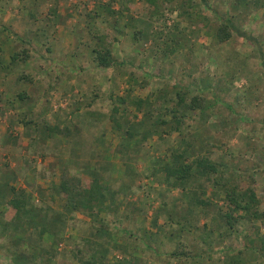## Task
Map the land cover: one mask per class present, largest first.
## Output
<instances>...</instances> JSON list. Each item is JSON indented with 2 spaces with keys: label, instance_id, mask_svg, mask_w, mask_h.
I'll use <instances>...</instances> for the list:
<instances>
[{
  "label": "rangeland",
  "instance_id": "rangeland-1",
  "mask_svg": "<svg viewBox=\"0 0 264 264\" xmlns=\"http://www.w3.org/2000/svg\"><path fill=\"white\" fill-rule=\"evenodd\" d=\"M37 1L38 8L28 10L29 23L22 35L38 34L40 48L36 52L40 57L31 55L25 45L16 51L18 60H30L35 73L25 71L22 63H10V70L0 66L6 79L0 76V89L9 87L24 94L32 91V83H38L40 106L33 105V114L7 106L13 116L11 121L2 120L4 128L16 130L35 122L38 129L31 138L25 133L8 141L6 134L1 136L0 175L16 163L14 186L21 188L20 180L25 184L19 177L20 165L35 167L40 128L49 132L46 126L56 127L47 124L54 121L55 114L61 121L69 119L58 128L81 148L78 154H66L65 161L109 160L113 168L105 173L104 192L114 198L108 207H102L100 215L78 213L84 217L73 215L68 220V212L51 214L67 223L68 230L65 238L62 231L54 232L56 240L63 242L55 260L93 257L98 264H230L227 260L231 264H264L252 250H241L242 243L248 245L243 235L264 238V60L254 43L234 34L223 42L214 40L218 18L230 17L240 31L261 44L264 54V0H257L256 7L242 0H206L215 14L199 0H155L153 5L147 0H107L104 6L97 2L95 7L92 0ZM58 10L63 21L56 16ZM0 32L7 33L4 29ZM9 35L19 41V36ZM100 38L110 47L114 60L130 65L99 68L92 50L100 45ZM6 60L0 57L1 63ZM23 75L29 80L20 79ZM178 92L187 103L193 96L202 98L203 106L192 112L181 107L185 112L182 126L179 132H170V125L159 120L170 119L165 108L175 106ZM138 99L142 101L139 110L133 104ZM112 108L118 110L116 123L111 120ZM4 112L6 107L0 109ZM48 113L51 115L43 119ZM25 137L30 138V144L24 147ZM187 145L188 161L208 154L232 183L254 190L260 201L259 219L239 220L230 228L221 213L225 212L222 192L211 187L206 188L211 198L201 209L204 214L188 203H178L181 192L169 189L160 167L171 150L181 152ZM38 156L44 157L41 152ZM46 162L41 160L34 178L53 176ZM64 173L69 175L67 169L56 173L59 181ZM85 176L79 171L71 173L83 184ZM3 182L0 198L7 192ZM43 184L48 192L55 191ZM25 186L37 188L35 184ZM45 208L36 211L43 216ZM39 213L30 218L33 223L40 220ZM256 241L251 245L255 250ZM178 250L187 252L186 258L173 257ZM50 256L44 254L43 260ZM120 256L123 263L118 262Z\"/></svg>",
  "mask_w": 264,
  "mask_h": 264
},
{
  "label": "crops",
  "instance_id": "crops-1",
  "mask_svg": "<svg viewBox=\"0 0 264 264\" xmlns=\"http://www.w3.org/2000/svg\"><path fill=\"white\" fill-rule=\"evenodd\" d=\"M107 0H92V3H94V7L96 6V3L99 2V4L106 2ZM37 0H0V16L3 15V20L0 19V26L2 25L3 28H0L2 31L3 29L6 30V34H0V57L3 58L5 64L0 62V66L2 68H6L7 70H10L8 67L10 63L15 64H24L25 65V71L31 70V72L35 73V70H33L31 67L33 65L29 64L30 60L24 62L21 60H15L13 62H9V59L16 54V51L21 47V45L27 46L29 48L30 54H38V57H40V52H36L40 48V41L38 34H30L27 33L25 37L23 36L26 31L23 28L24 26L28 25V15H29V8H38ZM61 12L59 10L56 12V16L59 20L63 21L61 16ZM60 15V16H59ZM2 17V16H1ZM131 19V18H130ZM134 19V18H133ZM4 21V22H3ZM13 27V28H9ZM13 30L12 32L9 31ZM9 32L11 35L19 36L18 39L8 36ZM1 33V32H0ZM23 34V35H22ZM27 35H31L32 37H27ZM34 48V49H33ZM36 52V53H33ZM30 57V55H29ZM2 72H5V70L0 69V76L1 78H4L2 75ZM5 79V78H4ZM6 80V79H5ZM30 84L33 82L28 81ZM35 82V81H34ZM32 91L29 93H24L22 100L18 99L16 96L18 95L17 91L8 87L7 89H0V93L3 94V100L0 99V109H3L6 107V112L0 113L2 114V119L0 118V138L3 135L6 136L7 141L12 138L13 135L21 134H27L28 137H32L34 132L37 131L38 126L34 122H30L26 124V126L16 127V130H13L14 127L12 126H6L4 128L3 121L10 120L11 116H13V111L8 109L7 106H12V108H15V111H17V108H20L19 113H22V109L25 112L32 113L34 112V106H40V86L38 83L33 84L32 83ZM6 90V91H5ZM35 91V92H34ZM3 102V103H1ZM4 105V106H3ZM3 106V107H2ZM25 108V109H24ZM14 111V113H15ZM25 112V113H26ZM54 113V112H52ZM55 114V113H54ZM51 113H48L46 116H43V119H45L47 116L49 117ZM39 117V116H38ZM41 120V118H39ZM43 122L47 123L46 120H43ZM69 119H65V121H61L60 117L55 114L54 121L48 122L47 124L51 126L61 127L62 125H66V122ZM64 122V123H63ZM28 130V131H27ZM25 137L22 140V145L29 146L30 144V138ZM40 139L39 146H35L36 148V154L34 155L35 160V167L28 168L24 165V163H21L20 165V171H19V177H23L22 180L25 181V184L28 186L36 185V189H27L25 184L20 180V184L22 185L21 188H16L14 186L15 182L18 179L17 173L13 174L15 170L18 172V166L15 168V164H11L10 167L4 169V173L0 175L1 178H5L6 180L0 181L3 182L7 189L6 196L4 198H0V242L3 241L2 247L0 246V249L4 250V254H0V264H79L83 260H54L49 262L48 260H40V256L46 254L45 252L48 250H55L59 253L61 252L62 247V240L57 241L56 237H53L50 232H55L56 230L62 231L63 238L64 232H68L66 228V224L60 223L56 217L61 216L60 213L68 212V220L71 219L73 215H77L78 217H84L82 214L78 215V213H83L84 215L88 216V213L78 209L74 210L72 209V206H65V201L62 196L58 193V189L55 188L59 184V178L58 173L60 170H68V174L71 176V173H77L83 172L87 176L83 177V180H87L88 178H96L99 181V184L104 186V184L107 183L108 178H105V173L107 171H112V164H110L109 160H104L103 162H96V161H79V162H72V161H65L64 156L68 155H74L80 153V149L71 140L70 137H63L58 136L54 133H49L45 131L44 129L40 128ZM68 146V147H67ZM47 147V148H46ZM35 150V149H33ZM32 150V151H33ZM79 150V151H78ZM40 152L44 155L43 159L40 158ZM51 152V153H50ZM24 153V152H23ZM47 153L53 154V155H47ZM46 159L49 161L50 169L53 173V176L50 177V179L40 178L36 179L34 178V174H36V171H40V162L43 160V162H46ZM74 163V164H73ZM78 164L76 166V164ZM1 167V165H0ZM73 168V170H72ZM12 171H14L12 173ZM73 171V172H71ZM55 174V175H54ZM57 175V176H56ZM111 179V178H110ZM43 182L48 183L47 185L53 186L54 190L52 193L48 192L47 186L43 184ZM39 184V185H38ZM9 188H13L14 191L11 193L9 191ZM2 189V188H1ZM0 189V195L3 193V191ZM23 192V194L21 193ZM13 197H18L19 199L23 200L26 206V210L23 214V217L26 219L22 222V224H13L12 221H10V218L14 215L12 212L13 210H10L9 202L13 199ZM114 196L104 193V196L102 200L100 201V204L104 207H108V205L113 200ZM116 198V197H115ZM34 204V206L37 208H33L31 204ZM46 206L45 215H41L39 211H36L40 207V211L43 210V208ZM11 211V212H10ZM10 212V214H9ZM38 213L40 214V220H38L37 223H33V220L30 218H33V216H37ZM57 214V216H52L51 214ZM91 217H97L95 214ZM107 217V216H106ZM3 218V219H2ZM102 219L105 220V218L102 217ZM67 222V219H65ZM95 220V219H94ZM109 220V219H108ZM24 223V224H23ZM52 226V229H50ZM46 228L44 235L39 237V233L42 229ZM59 228H62L61 230ZM95 231V229H94ZM3 232V233H2ZM2 240V241H1ZM69 250L72 248H70ZM36 256V259H34ZM264 256V253H263ZM120 260L118 262L123 263L125 260H122L123 258L120 256ZM231 264L230 260H227ZM264 261V260H263ZM262 261V263H263ZM46 262V263H45ZM66 262V263H65ZM257 264V263H256Z\"/></svg>",
  "mask_w": 264,
  "mask_h": 264
},
{
  "label": "trees",
  "instance_id": "trees-1",
  "mask_svg": "<svg viewBox=\"0 0 264 264\" xmlns=\"http://www.w3.org/2000/svg\"><path fill=\"white\" fill-rule=\"evenodd\" d=\"M148 3L154 4L155 0H147ZM200 3L203 6H206V8L210 11H212L215 14V10L211 8L206 0H199ZM243 2H247V4H253L255 7L258 6L257 0H242ZM219 24L216 29V33L214 35V40L217 42H223L226 41L231 37V34L236 35L238 38H242L244 40L250 41L254 43L257 46L258 54L261 58V60H264V54L261 49V44L257 42L256 39L252 38L248 34L240 31L234 24L232 18L226 17V18H218ZM100 45L98 47H94L92 50L93 53V61L97 64V66L103 70H112L116 67H124L126 65H130L126 61L124 62H117L114 60L111 49L109 46H104V43L102 42V39L100 38ZM20 54H15L10 58V62H13L19 58ZM22 59H25V56H22ZM20 79L22 80H29L26 78V76H20ZM177 85V84H176ZM183 90V89H182ZM18 99L23 98V94H18L16 96ZM177 101L175 103V106L171 109L165 108V114L170 116L169 120L161 119L159 122L162 125H170V132L176 131L179 132L182 123L183 118L185 116V112L181 107H184L187 112H192L195 110H201L203 104L200 102L203 100L202 98L199 99L198 96H193L190 99V102H185V99L180 95L178 92L177 95ZM119 103H124V100L121 98H117ZM134 106L136 109H140L142 101L141 100H134L133 101ZM182 110V111H181ZM118 113L117 108H112L111 110V120L115 122L114 116ZM169 122V123H168ZM46 128H49L48 131L51 133H54L56 135H60L63 137H68L67 132H64V130L58 128V127H52L49 126ZM115 130V125H114ZM128 136H132V134L126 132ZM183 136V135H181ZM184 148L181 152L171 150V155L166 160L165 163H162L161 171L163 172V175L165 177V182L167 183L169 189L172 188H178L181 192V198L182 200H178V203L184 202V204L187 203L192 205V207H197L200 209V213L204 214L203 207L206 206L208 203H210V198H208V194L206 193V188L211 187L216 188V190L222 192V205L223 209H225V212H221L222 216L226 220V224L228 226L233 225V223H237L240 221H248L250 222L252 219H259L261 216V213H259V204L260 201L257 198L254 190L244 184V185H238L237 183H232L230 179L225 177V172H222L219 170V164L215 162L213 158H211L208 154L200 155L193 157L192 160L188 161V155H190V152H188V147ZM202 180L203 182L200 184L199 181ZM198 183L200 184L198 186ZM167 187V186H166ZM55 188L58 189V193L62 198H64L65 206H72V209L78 210L81 209L88 213V215L92 216L93 214L100 215V213L104 212L102 209V205L100 204V201L102 200L104 196L105 188L101 184H99L98 179L96 178H88L84 181V184L81 183L80 179L77 177H71L69 175H66V173L61 175L60 182ZM9 191L13 193L14 189L9 188ZM215 191V190H214ZM213 190H211V194L214 195ZM23 194V192H21ZM207 195V196H206ZM213 198V197H212ZM173 199V198H172ZM165 201H162V206ZM177 203V204H178ZM176 204V203H175ZM10 210H13L12 212L14 215L10 218V221H12L13 224H20L21 221H23V214L26 210V206L23 200L19 199L18 197H13L12 200L9 202ZM202 209V211H201ZM222 210V209H221ZM11 212V211H10ZM9 212V214H10ZM1 223V220H0ZM46 228L42 229L40 233L38 234L41 238L42 235H44ZM52 229V226L51 228ZM3 233V232H2ZM50 234L55 237L54 232H50ZM251 235V234H250ZM258 238V236L256 235ZM245 244H241V250H252L257 256L261 257L262 260H264V256L262 253H264V238L260 237L252 238L248 235H243ZM257 239V241L255 240ZM258 242V249H252L251 246L254 242ZM46 254H51V256L48 258V261H54L56 258V251L55 250H48V252H45ZM185 253L183 250H178V252L173 253V257H180L184 256ZM43 256H40V260H43ZM93 257L85 259V261H81L80 264H98L97 260ZM46 263V262H45ZM49 264V263H46ZM235 264V263H233Z\"/></svg>",
  "mask_w": 264,
  "mask_h": 264
}]
</instances>
